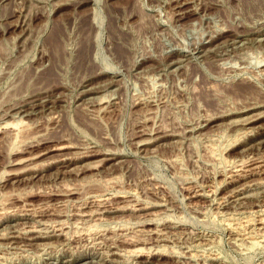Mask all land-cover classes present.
<instances>
[{
  "label": "rangeland",
  "instance_id": "rangeland-1",
  "mask_svg": "<svg viewBox=\"0 0 264 264\" xmlns=\"http://www.w3.org/2000/svg\"><path fill=\"white\" fill-rule=\"evenodd\" d=\"M0 264H264V0H0Z\"/></svg>",
  "mask_w": 264,
  "mask_h": 264
},
{
  "label": "bare ground",
  "instance_id": "bare-ground-1",
  "mask_svg": "<svg viewBox=\"0 0 264 264\" xmlns=\"http://www.w3.org/2000/svg\"><path fill=\"white\" fill-rule=\"evenodd\" d=\"M52 35H53V34H52ZM21 121H22V120H21ZM18 124H19V123H18ZM6 126H7V125H6ZM4 127H5V126H4ZM11 127H12V126H11ZM15 128L17 129V127H15ZM15 131H16V130H15ZM246 137H247V136H246ZM244 186H245V185H244ZM98 204H99V203H98ZM215 204H216V203H215ZM222 206H223V205H222ZM103 207H104V206H103ZM237 212H238V211H237ZM241 212H242V211H241ZM141 218H142V217H141ZM25 232H26V231H25ZM95 236H96V235H95ZM93 240H94V239H93ZM131 252H132V251H131ZM140 252H141V251H140ZM133 254H134L135 256H136V255L138 256V255H139V251H136V250H135V251L133 252ZM130 255H131V254H130Z\"/></svg>",
  "mask_w": 264,
  "mask_h": 264
}]
</instances>
